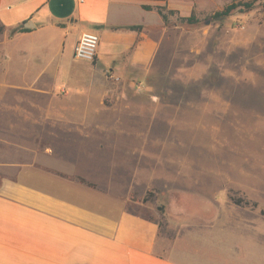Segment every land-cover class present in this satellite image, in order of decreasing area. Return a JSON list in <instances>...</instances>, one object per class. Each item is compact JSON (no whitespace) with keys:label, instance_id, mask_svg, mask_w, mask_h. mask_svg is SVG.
I'll use <instances>...</instances> for the list:
<instances>
[{"label":"crops","instance_id":"crops-1","mask_svg":"<svg viewBox=\"0 0 264 264\" xmlns=\"http://www.w3.org/2000/svg\"><path fill=\"white\" fill-rule=\"evenodd\" d=\"M170 1L0 0V264H201L176 246L159 251L157 220L131 199L160 184L145 146L158 134L138 112L180 105L145 95L207 68L206 31L165 25L156 8L176 10ZM83 31L99 37L92 63L73 58ZM247 224L264 249V228ZM220 240L202 235L200 251L264 264Z\"/></svg>","mask_w":264,"mask_h":264},{"label":"rangeland","instance_id":"rangeland-1","mask_svg":"<svg viewBox=\"0 0 264 264\" xmlns=\"http://www.w3.org/2000/svg\"><path fill=\"white\" fill-rule=\"evenodd\" d=\"M230 3L237 7L228 16L213 17ZM170 4L176 10L160 6L165 25L206 31L198 41L207 51L199 62L206 61L207 68L174 74L162 89L145 95L180 105H145L138 112L143 113V128L158 134L145 146L150 144L154 152L149 168L159 171L160 184L147 190L143 199H131L147 203L150 218L157 220L159 251L176 246L190 251L201 264L226 262V256L210 246L200 251L203 235L212 244L219 237L224 248L249 246L250 259L262 258L260 234L241 228L247 223L264 228V0H171ZM188 8L197 20L193 25L178 18ZM192 42L194 46V38ZM122 97L137 98L129 92ZM172 108L175 119L166 120ZM123 124L132 129L137 125Z\"/></svg>","mask_w":264,"mask_h":264},{"label":"built area","instance_id":"built-area-1","mask_svg":"<svg viewBox=\"0 0 264 264\" xmlns=\"http://www.w3.org/2000/svg\"><path fill=\"white\" fill-rule=\"evenodd\" d=\"M99 37L94 32L83 31L73 47V58L77 61L90 62L95 60Z\"/></svg>","mask_w":264,"mask_h":264},{"label":"trees","instance_id":"trees-1","mask_svg":"<svg viewBox=\"0 0 264 264\" xmlns=\"http://www.w3.org/2000/svg\"><path fill=\"white\" fill-rule=\"evenodd\" d=\"M247 8H249L250 7V5H248V4H246L245 5ZM237 7V4L236 3H230V4H228V5H226L222 10H220V11H217V12H215L214 13V15H213V17L214 18H222V17H226V16H228L235 8ZM143 8H145V9H149V7H146V6H143ZM156 10H157V12L159 13V15L161 16V19H162V21H163V23L165 24L166 23V16H165V14H164V12H163V10H164V7H157L156 8ZM170 14L172 13H174V11H172V10H169L168 11ZM179 18V21L181 22V23H185V24H187V25H193V24H195V23H197V20H196V18L194 17V14L193 13H191L189 16H187V17H178ZM263 23H264V19H263ZM3 26L2 25H0V33H2L3 32ZM90 186V185H89Z\"/></svg>","mask_w":264,"mask_h":264}]
</instances>
